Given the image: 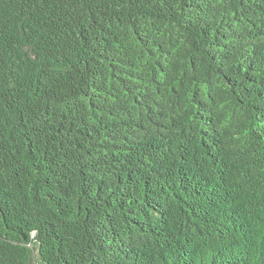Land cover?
<instances>
[{
	"label": "trees",
	"instance_id": "obj_1",
	"mask_svg": "<svg viewBox=\"0 0 264 264\" xmlns=\"http://www.w3.org/2000/svg\"><path fill=\"white\" fill-rule=\"evenodd\" d=\"M0 264H264V0H0Z\"/></svg>",
	"mask_w": 264,
	"mask_h": 264
}]
</instances>
